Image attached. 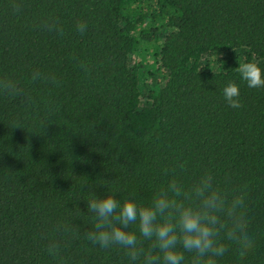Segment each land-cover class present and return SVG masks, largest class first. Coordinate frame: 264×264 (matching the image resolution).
Instances as JSON below:
<instances>
[{"label": "trees", "instance_id": "1", "mask_svg": "<svg viewBox=\"0 0 264 264\" xmlns=\"http://www.w3.org/2000/svg\"><path fill=\"white\" fill-rule=\"evenodd\" d=\"M239 62L264 69V0H0V264H127L86 200L205 174L254 241L223 264H264V88Z\"/></svg>", "mask_w": 264, "mask_h": 264}, {"label": "clouds", "instance_id": "2", "mask_svg": "<svg viewBox=\"0 0 264 264\" xmlns=\"http://www.w3.org/2000/svg\"><path fill=\"white\" fill-rule=\"evenodd\" d=\"M86 29L77 24L81 34ZM236 68L247 88H264L259 65L239 62ZM222 94L231 108L241 107L238 84L228 83ZM86 201L94 219L87 239L103 249H121L127 264H223L229 255L242 257L254 246L242 197L229 198L208 174L187 186L169 180L147 204L106 192Z\"/></svg>", "mask_w": 264, "mask_h": 264}, {"label": "rangeland", "instance_id": "3", "mask_svg": "<svg viewBox=\"0 0 264 264\" xmlns=\"http://www.w3.org/2000/svg\"><path fill=\"white\" fill-rule=\"evenodd\" d=\"M144 45L145 46L141 47L142 48V51H143V54L138 55V58L140 59L141 56L144 55L145 58L147 59L146 61H143L144 63H146V65H144V67L147 68V69H151L155 73V80H161V79H163L162 76L158 74L159 72L156 73L155 64L151 63L153 61L152 60V57H151V53L153 54L155 52V50L152 49L154 46H152V47L149 48L147 46L148 44H144ZM138 58L136 60L141 61Z\"/></svg>", "mask_w": 264, "mask_h": 264}]
</instances>
